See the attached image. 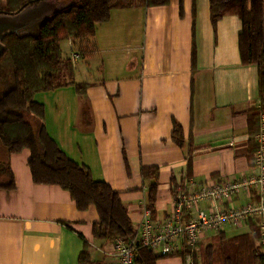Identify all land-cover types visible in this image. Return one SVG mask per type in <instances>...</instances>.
I'll return each instance as SVG.
<instances>
[{
  "label": "crops",
  "instance_id": "1",
  "mask_svg": "<svg viewBox=\"0 0 264 264\" xmlns=\"http://www.w3.org/2000/svg\"><path fill=\"white\" fill-rule=\"evenodd\" d=\"M241 29L237 6L213 29L209 0L116 6L95 24L96 56L81 70L75 64L74 81L86 83L84 95L74 84L34 93L48 134L94 179L119 192L136 229L146 210L143 166L159 169L155 218L169 214L184 174L202 180L251 170L253 135L244 110L259 101L258 71L241 63ZM173 119L182 128V145L172 137ZM28 159L27 148L8 157L14 187H0V264H79L85 245L84 264H117L114 239L93 237L95 207L79 210L59 185L33 182ZM220 231L230 237L249 227ZM156 262L184 264L178 254Z\"/></svg>",
  "mask_w": 264,
  "mask_h": 264
},
{
  "label": "trees",
  "instance_id": "2",
  "mask_svg": "<svg viewBox=\"0 0 264 264\" xmlns=\"http://www.w3.org/2000/svg\"><path fill=\"white\" fill-rule=\"evenodd\" d=\"M41 1L44 0H0V13L13 14ZM138 1L145 6L169 3V0H78L67 11L57 13L51 21L43 23L37 37L11 34L2 40L5 51L0 56V187H14L8 157L27 148L33 182L59 185L70 193L79 210L93 205L98 219L93 223L92 234L102 240L136 237V228L127 214V208L118 191L105 181L94 179L88 167L75 162L59 148L45 128L44 106L35 101L33 95L37 91L68 84H74L76 91L84 95L86 83L74 81L73 59L68 51L63 52L62 42L71 39L79 58L95 57L98 51L93 40L95 24L108 20L111 8L131 6ZM231 6H237L242 21L238 34L241 63L255 64L258 71L259 101L244 110L248 133L254 135L259 130L260 113L264 112V0H209L213 29ZM191 58L194 66V46ZM83 115H88L86 106ZM172 137L178 145H182V128L174 119ZM248 142L247 156L253 161L258 146L252 138ZM158 174L157 166L141 168V176L148 183L145 207L152 217ZM253 224L249 222V231L243 234L226 237L220 231L210 243L199 242L193 264H264V252ZM224 241L235 246L234 257L222 253L217 245ZM184 254L181 252L178 255L183 259ZM159 256L167 255L140 246L135 251L134 264H157ZM87 258L85 245L79 254V264H84Z\"/></svg>",
  "mask_w": 264,
  "mask_h": 264
},
{
  "label": "built area",
  "instance_id": "3",
  "mask_svg": "<svg viewBox=\"0 0 264 264\" xmlns=\"http://www.w3.org/2000/svg\"><path fill=\"white\" fill-rule=\"evenodd\" d=\"M66 42L71 58H77L71 39ZM259 118V130L253 135L258 147L251 170L227 178L181 176L167 216L155 218L146 209L135 238L114 239L117 264H134L140 246L161 255L184 252V264H193L197 244L204 236L226 225L241 227L249 222L255 224L264 252V114Z\"/></svg>",
  "mask_w": 264,
  "mask_h": 264
},
{
  "label": "water",
  "instance_id": "4",
  "mask_svg": "<svg viewBox=\"0 0 264 264\" xmlns=\"http://www.w3.org/2000/svg\"><path fill=\"white\" fill-rule=\"evenodd\" d=\"M78 0H44L33 6H27L13 13H0V56L5 51L2 40L5 36L16 35L37 37L43 23L51 21L57 13L67 11Z\"/></svg>",
  "mask_w": 264,
  "mask_h": 264
},
{
  "label": "rangeland",
  "instance_id": "5",
  "mask_svg": "<svg viewBox=\"0 0 264 264\" xmlns=\"http://www.w3.org/2000/svg\"><path fill=\"white\" fill-rule=\"evenodd\" d=\"M63 43L64 42H62V44H61V47H62V50H63V52H65L66 51V49H64V45H63ZM65 50V51H64ZM89 59H92V58H79V57H77V58H74L73 59V63H74V68H75V64H76V66H77V68L79 67V70H81V68H82V64L83 63H85L86 61H88ZM78 75V74H77ZM263 114H264V112H262ZM261 114V113H260ZM234 230H239V229H234ZM231 232V231H230ZM230 234H232V233H230ZM203 241L204 242H202V243H207V242H209V241H211L210 240V238L209 237H206V238H204L203 239ZM218 246H220V248H221V250H222V253H224V254H226V255H229V256H231V257H234L235 256V251H236V249H235V246L234 245H231L229 242H227V241H224V242H219V244H217Z\"/></svg>",
  "mask_w": 264,
  "mask_h": 264
},
{
  "label": "bare ground",
  "instance_id": "6",
  "mask_svg": "<svg viewBox=\"0 0 264 264\" xmlns=\"http://www.w3.org/2000/svg\"><path fill=\"white\" fill-rule=\"evenodd\" d=\"M218 178V177H217ZM175 186V185H174ZM254 225V224H253ZM254 228H255V226H254ZM243 234V233H242ZM113 242V241H112Z\"/></svg>",
  "mask_w": 264,
  "mask_h": 264
},
{
  "label": "flooded vegetation",
  "instance_id": "7",
  "mask_svg": "<svg viewBox=\"0 0 264 264\" xmlns=\"http://www.w3.org/2000/svg\"><path fill=\"white\" fill-rule=\"evenodd\" d=\"M54 1H58V0H54Z\"/></svg>",
  "mask_w": 264,
  "mask_h": 264
}]
</instances>
